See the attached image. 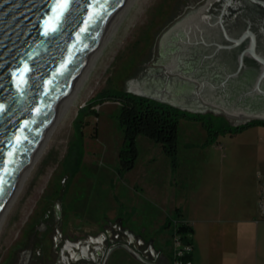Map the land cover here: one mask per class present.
I'll use <instances>...</instances> for the list:
<instances>
[{"label":"water","instance_id":"95a60500","mask_svg":"<svg viewBox=\"0 0 264 264\" xmlns=\"http://www.w3.org/2000/svg\"><path fill=\"white\" fill-rule=\"evenodd\" d=\"M133 1L105 0L107 15L86 27L99 0H70L53 32V0H0V169L11 170L0 225ZM127 91L236 126L264 121V0L189 8L162 32L152 65Z\"/></svg>","mask_w":264,"mask_h":264},{"label":"rangeland","instance_id":"374dc122","mask_svg":"<svg viewBox=\"0 0 264 264\" xmlns=\"http://www.w3.org/2000/svg\"><path fill=\"white\" fill-rule=\"evenodd\" d=\"M196 2H132L3 218L0 264L10 252L11 264L17 263L13 249L37 229L50 207L60 210L66 236L71 230L94 233L99 223L117 215L148 225L165 220L176 205L212 203L218 190L229 188L230 180L241 185L250 171L264 175L263 134L223 131L208 143L203 122L186 116L179 123L177 162L161 144L139 135L135 167L121 170L125 131L120 104L111 98L99 103V97L106 90L127 91L132 79L145 74L162 32ZM205 115L215 130L226 128L225 116Z\"/></svg>","mask_w":264,"mask_h":264},{"label":"flooded vegetation","instance_id":"af4514ba","mask_svg":"<svg viewBox=\"0 0 264 264\" xmlns=\"http://www.w3.org/2000/svg\"><path fill=\"white\" fill-rule=\"evenodd\" d=\"M203 1L197 0L196 6ZM60 218L57 207H50L43 214L37 229L21 238L13 249L19 254L16 264H180L181 217L171 216L160 223L151 221L144 225L117 215L99 223L94 233L77 234L71 230L67 236L61 229ZM10 253L3 264L14 263V252Z\"/></svg>","mask_w":264,"mask_h":264},{"label":"crops","instance_id":"0c3cea01","mask_svg":"<svg viewBox=\"0 0 264 264\" xmlns=\"http://www.w3.org/2000/svg\"><path fill=\"white\" fill-rule=\"evenodd\" d=\"M247 129L264 135V125L240 132ZM228 186L218 190L215 200L204 207L190 201L176 205L167 215L166 219L176 211L192 227L191 264H264V219L258 214L257 173L250 171L241 185L230 180Z\"/></svg>","mask_w":264,"mask_h":264},{"label":"trees","instance_id":"16d2710c","mask_svg":"<svg viewBox=\"0 0 264 264\" xmlns=\"http://www.w3.org/2000/svg\"><path fill=\"white\" fill-rule=\"evenodd\" d=\"M109 98L120 104L118 118L125 131V141L120 151L121 170L123 173L135 167L139 154L136 145V140L139 135H145L154 142L161 144L165 154L173 162H177L179 123L183 116L198 119L203 122L208 131V143L213 142L219 133L223 131L236 134L250 126L264 125V121L252 120L245 124L234 126L228 120H225L227 123L226 128L215 130L214 124L211 120L207 121L205 114L183 111L168 104L140 97L124 90L104 91L99 97V103ZM171 216L180 217V214H177L175 211V214ZM179 233L183 245L190 244L193 246L192 227L183 218H181ZM191 258L192 251H185L180 257V264L191 263Z\"/></svg>","mask_w":264,"mask_h":264},{"label":"snow or ice","instance_id":"6c2138e0","mask_svg":"<svg viewBox=\"0 0 264 264\" xmlns=\"http://www.w3.org/2000/svg\"><path fill=\"white\" fill-rule=\"evenodd\" d=\"M69 6H70V0H53L52 6H51L52 16L50 17V20L53 22L51 31L55 32L58 30V26L60 22L62 21L65 13L69 10ZM99 7H100V11H96L95 9H93L88 19L84 21L86 27L93 20L94 17L96 19H100L102 15H107L105 0H99ZM45 23L46 25L48 24L47 21ZM47 34L48 32L45 31V35ZM25 71H27L26 65H25ZM13 75L19 76L21 78V81H23V73L18 71L16 73H13ZM9 155L12 156L14 155V153H9ZM12 162L13 161H9L8 164ZM10 174H11V170L7 164L3 166L2 169H0V194H2L4 191V187H3L4 184L7 183V181L4 179V176L10 175Z\"/></svg>","mask_w":264,"mask_h":264},{"label":"built area","instance_id":"2783aa9c","mask_svg":"<svg viewBox=\"0 0 264 264\" xmlns=\"http://www.w3.org/2000/svg\"><path fill=\"white\" fill-rule=\"evenodd\" d=\"M258 181V213L259 218L264 219V175L258 174L257 176ZM179 244L181 245V252L182 254L186 251H192L193 246L190 244H182L181 239L179 237L178 240ZM191 264V263H189Z\"/></svg>","mask_w":264,"mask_h":264}]
</instances>
